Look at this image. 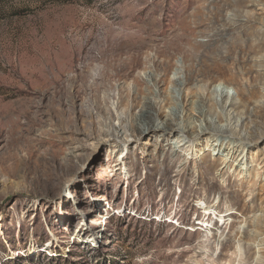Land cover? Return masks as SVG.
Wrapping results in <instances>:
<instances>
[{
    "label": "rangeland",
    "instance_id": "rangeland-1",
    "mask_svg": "<svg viewBox=\"0 0 264 264\" xmlns=\"http://www.w3.org/2000/svg\"><path fill=\"white\" fill-rule=\"evenodd\" d=\"M72 58H135L139 77L150 58L194 69L230 58L245 94L252 86L262 100L238 116L264 129V0H0V264H242L241 241L247 263L264 264L261 246L243 240L264 232V140L246 143L241 173L239 152L217 170L226 148L210 154L209 135L177 158L176 134L124 143L104 108L132 79L101 83L94 62L57 84ZM223 83L210 89L216 121L218 95H237ZM210 159L217 168L206 170Z\"/></svg>",
    "mask_w": 264,
    "mask_h": 264
},
{
    "label": "bare ground",
    "instance_id": "bare-ground-1",
    "mask_svg": "<svg viewBox=\"0 0 264 264\" xmlns=\"http://www.w3.org/2000/svg\"><path fill=\"white\" fill-rule=\"evenodd\" d=\"M162 59L164 62H156L154 58H150L149 61L152 62L151 67H149L150 70H145L144 76L139 77L135 76V71L141 65L135 62V58H126V61H123L124 63L121 62L120 58H72L69 63L60 69L56 83L58 84L65 77V74L70 71L82 70L84 72L90 64L97 62L101 65L98 68L101 83L123 82L128 79H132L133 82L132 90L120 88L118 93L110 98L116 102L113 109L108 105L104 108L106 121L111 128L107 130L109 135H120L123 142L128 143L139 135L152 134V136H157L156 144H161L168 143L169 137L176 134L177 138L175 139L177 142L175 141L170 147V157L173 158L180 156L181 149L190 147L189 143L191 144V142H194V149L202 146L203 143L198 144L199 141L196 140L209 135L210 138L206 140V146L209 145L207 151L212 148L210 154L212 152H214L213 154H219L222 144H225L224 148H226L222 153L224 154L223 158L218 162V165L222 168L218 167L217 170L222 171L239 152L234 161L235 170L239 169V173L242 170L244 171L249 165L246 156H242L246 150V143L264 140V129L261 126H257L255 131L247 129V124L254 123L250 121L247 115L245 118L239 117L238 110L245 109L248 101L253 102L255 106L260 105L261 98L253 94L254 89L252 86H249L246 91L247 94H245V90L238 82V74L228 65L230 58H205L207 61H212V64L205 63L203 65L201 63L199 69L187 66L178 67L177 65L172 67L166 62L168 59L166 61L165 58ZM258 66L264 69V63H258ZM82 72L80 71L77 75V79H83ZM215 77L223 78L224 83L233 86L237 93L235 97L229 96L223 91L218 95L220 108L224 113V119L222 118L220 121L210 117L215 105L212 101L213 92L210 91ZM92 92L98 93L96 84L93 85ZM82 94L83 91L80 87L73 90L71 97L74 107L77 106V101ZM254 97L256 99H253ZM206 116L210 118L207 119ZM113 121L118 125H113ZM223 123L224 125L221 126ZM117 126L120 130L115 135L114 128ZM156 148L158 150L159 147L156 146ZM107 161L110 163V160ZM185 164L180 165V167L185 166ZM212 168H217L214 159H210L206 170ZM218 174L220 175V172ZM180 177L181 174L175 176L179 179ZM209 209L205 207L203 211L207 213ZM261 219L264 221V218ZM219 220L224 224L222 219ZM169 224H173V222L169 221ZM256 224H259L258 220ZM205 227L207 231L211 232L212 226L205 224ZM256 229V234L250 235V233L244 232L243 240L259 244L261 246L259 250L264 254V237H262L264 232H260L259 226ZM70 239L68 240L70 241ZM72 241H75V238ZM242 242L237 245V252L240 257H244L241 263L246 264L247 261H250L251 249L245 248V243Z\"/></svg>",
    "mask_w": 264,
    "mask_h": 264
},
{
    "label": "trees",
    "instance_id": "trees-1",
    "mask_svg": "<svg viewBox=\"0 0 264 264\" xmlns=\"http://www.w3.org/2000/svg\"><path fill=\"white\" fill-rule=\"evenodd\" d=\"M54 1H58L60 3H69L71 2L72 0H54Z\"/></svg>",
    "mask_w": 264,
    "mask_h": 264
},
{
    "label": "built area",
    "instance_id": "built-area-1",
    "mask_svg": "<svg viewBox=\"0 0 264 264\" xmlns=\"http://www.w3.org/2000/svg\"><path fill=\"white\" fill-rule=\"evenodd\" d=\"M167 223H169V221H167Z\"/></svg>",
    "mask_w": 264,
    "mask_h": 264
}]
</instances>
